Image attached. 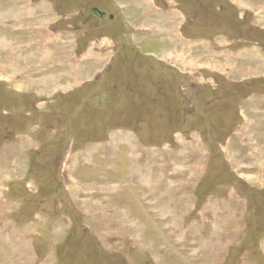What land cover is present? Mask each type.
<instances>
[{
	"label": "rangeland",
	"instance_id": "1",
	"mask_svg": "<svg viewBox=\"0 0 264 264\" xmlns=\"http://www.w3.org/2000/svg\"><path fill=\"white\" fill-rule=\"evenodd\" d=\"M116 4L0 0V264H264V0Z\"/></svg>",
	"mask_w": 264,
	"mask_h": 264
},
{
	"label": "crops",
	"instance_id": "2",
	"mask_svg": "<svg viewBox=\"0 0 264 264\" xmlns=\"http://www.w3.org/2000/svg\"><path fill=\"white\" fill-rule=\"evenodd\" d=\"M111 1V0H110ZM120 1H123V0H114V2L115 3H117L116 5H119V7L118 6H116V10L118 11V12H121L122 10H123V8L126 10V12H125V14L127 13V12H134V10H141V11H145L146 13H149V12H152L151 11V9H150V6H152L153 4V1H155V0H135L136 1V3H138V5L136 4V3H134V1L133 0H130V4L129 5H123V4H121L120 3ZM119 3V4H118ZM134 3V4H133ZM154 4H156V2H154ZM123 6V7H122ZM126 6H128V7H126ZM156 6H158L157 4H156ZM152 8V7H151ZM23 9H24V12L23 11H19L20 12V14H25V16L23 17V18H25V17H33L34 18V16L32 15V16H30L28 13H30V12H32V13H35V15L37 16V18L38 19H36V20H40L41 22H42V20L43 19H45V18H47V17H51V18H53V17H55L56 18V22H54L53 24L55 25L58 21H59V18H58V14L56 13V12H53L52 10H51V12H50V14H46V13H48V8L46 7V4H44V3H41V4H39V9L37 8V6H36V9L35 8H30V7H24L23 6ZM27 9H29V10H27ZM33 9H35V10H33ZM92 9H97L98 11H100V12H102L103 14H104V17H105V15L107 14V10L106 9H104V8H102V7H100V6H97V7H92L91 9H90V11L92 10ZM153 9V8H152ZM19 10H20V8H19ZM121 10V11H120ZM159 12V13H162L161 11H159V8H156L155 9V12ZM145 12H142V13H145ZM38 13V14H37ZM43 13H45V15H43ZM109 13V12H108ZM158 14V13H157ZM109 19L111 20V19H114V16L112 15V14H110L109 13ZM170 16H172V14L170 13ZM111 17V18H110ZM125 18V17H124ZM97 19L100 21L101 19H103V18H98L97 17ZM164 20V19H163ZM167 22V21H166ZM170 28V29H169ZM169 31H168V35H169V39L170 40H174L175 42H177L176 41V39L178 40V37H177V35H176V32L178 31H176V29H178L177 28V26L176 25H169ZM154 31V32H153ZM26 32V31H25ZM55 32H58V31H51V33H52V38H53V35H54V33ZM151 32H153V34L154 33H159V32H156L154 29H152L151 30ZM172 32V33H171ZM161 33V32H160ZM59 33H57V35H55V37L54 38H57L56 40H53L52 38H48V39H50L51 40V43H53V42H58V38L60 37L59 35H58ZM63 38H65V39H67V36H65V35H61ZM153 37H156V39H160V37L159 36H156L155 34L153 35ZM168 38L166 37L165 39L162 37V39H160L161 40V42H164V43H166V42H169V40H168ZM142 39L143 40H147L145 37H142ZM50 40H49V42H50ZM140 39H138V42H140L139 41ZM180 41H181V39H179ZM179 40H178V42H179ZM60 41V40H59ZM65 41H68V40H65ZM148 41H151L152 43H154L156 40L155 39H153V38H149V40ZM0 42H2V43H4V44H6L3 40H0ZM47 43H48V41H47ZM71 43H72V40H71ZM34 44V48L35 49H39L40 47H41V52H38V51H34L33 52V55L30 53L29 55H28V58H30V59H33L34 61H36V60H39V61H43V60H49V59H51L52 58V54L50 53V51H42L43 50V48H44V42H41V44H42V46L40 45V44H38V42L36 41V42H34L33 43ZM46 44V43H45ZM168 44V43H167ZM169 44L170 45H172V43H170L169 42ZM6 46V45H5ZM94 46V44L92 45V47ZM3 48V47H2ZM171 50V49H170ZM169 51V50H168ZM63 55H64V53L65 52H61ZM55 56H54V60H56L57 62H59V61H63L64 59L62 58V54H60V52H57V53H53ZM68 55V56H70V58L72 57L73 58V56L72 55H75L74 54V52L73 51H69V52H66L65 53V55ZM45 55V56H44ZM87 55H90L88 58H87V61L88 62H90V60L91 59H93L92 61L94 62V64L93 65H95V62H97L98 64L99 63H101V62H103L104 60H106V56H104L103 55V53L101 54H98L97 55V58H93V57H91V55H94V53H87ZM50 57V58H49ZM79 59H81L80 61L81 62H83L84 61V59L82 60V58H81V56L78 58V60ZM168 61H170V60H168ZM65 64V63H64ZM56 68H62V66H64V65H59V63H57V64H55L54 65ZM112 66V65H111ZM66 67L68 68V69H70V68H73V69H70V70H68V71H66L64 74H62V75H65V74H73L74 73V71L75 72H77L76 70V66L74 67V66H72V64L71 65H69V64H67L66 65ZM98 72H100V70H98ZM2 76V75H1ZM88 76V75H87ZM4 77V76H3ZM249 98V97H248ZM247 98V99H248ZM259 100H262L263 98L262 97H259L258 98ZM246 100V99H245ZM258 112V111H257ZM261 138H263V137H261ZM264 140H262L261 139V142H263ZM260 142V141H259ZM37 143V142H36ZM264 145V143L263 144H260V145H258L256 148L255 147H253V145H251V150H254V152L253 153H255V151L257 150V148L258 147H260V146H263ZM253 147V148H252ZM75 153V152H74ZM110 191H112V190H110ZM107 192H109V191H107ZM9 197H10V195H9Z\"/></svg>",
	"mask_w": 264,
	"mask_h": 264
},
{
	"label": "bare ground",
	"instance_id": "3",
	"mask_svg": "<svg viewBox=\"0 0 264 264\" xmlns=\"http://www.w3.org/2000/svg\"><path fill=\"white\" fill-rule=\"evenodd\" d=\"M145 12V11H144ZM161 26V25H160ZM166 27V26H165ZM177 30V29H176ZM162 31V30H161ZM230 42V41H229ZM6 44H4V43H2V42H0V46L1 47H3V46H5ZM9 45H10V43H9ZM186 47V46H185ZM184 47V48H185ZM193 48V47H192ZM182 51V50H181ZM179 51V53H176V54H174V56L175 57H177V58H183V59H185V60H187V58L189 57V56H191V55H188V50L186 49L185 51ZM187 51V52H186ZM251 54H253L254 52H250ZM167 55V54H166ZM166 55L164 54L163 55V57L166 59ZM237 55V54H236ZM169 56H173V54H171V52L170 53H168V56L167 57H169ZM216 56V55H215ZM189 58H191V57H189ZM176 59V58H175ZM195 59V58H194ZM198 59V58H197ZM228 59V58H227ZM164 60V59H163ZM167 60H171L170 58L169 59H167ZM177 60V59H176ZM263 59H261V58H259L258 59V61L260 62V63H263V61H262ZM229 61V60H228ZM259 63V64H260ZM228 64H230V63H227L226 62V65H228ZM234 64V63H233ZM232 64V65H233ZM4 66L5 65H2L0 68H1V72L2 71H4ZM206 66V65H205ZM208 66H210V67H216L215 65H213L212 63H209L208 64ZM208 66H207V69H208ZM230 66V65H229ZM234 66V65H233ZM244 66V65H243ZM229 68V67H228ZM235 68V67H234ZM234 68L232 67H230V69H229V71L231 72V71H233L234 70ZM235 71V70H234ZM231 73H233V72H231ZM240 74V73H239ZM226 75V74H225ZM242 75V74H241ZM10 79V78H9ZM12 79V78H11ZM236 79V78H235ZM48 80V79H47ZM46 81V80H45ZM233 81V80H232ZM48 82V81H47ZM15 84V83H14ZM19 84H20V81H19ZM16 85V84H15ZM18 85V84H17ZM264 146V145H263ZM113 148V147H112ZM132 152V151H131ZM252 152V151H251ZM259 154V151H255V157H257V155ZM69 155V154H68ZM229 155H231V154H229ZM231 156H233V155H231ZM75 158V157H74ZM135 159V158H134ZM76 160H77V158H76ZM234 161V160H233ZM263 165V161H261L259 164H257V166L260 168V170H259V172H258V174L256 175V176H253V179H252V181L254 182V184H258V183H261V181H263L264 180V167H261ZM65 166V165H64ZM68 167H72V168H74V165L73 164H71V165H68ZM64 168V167H63ZM66 168H67V166H66ZM71 170V169H70ZM73 170V169H72ZM110 170V169H109ZM6 172V171H5ZM143 173V172H142ZM71 179V178H70ZM72 181V180H71ZM169 181V180H168ZM248 181H250V179H248ZM73 182V184H74V181H72ZM113 182V181H112ZM119 182V181H118ZM161 182V181H160ZM171 182V181H170ZM105 183V182H104ZM107 183V182H106ZM114 183V182H113ZM77 184V183H76ZM75 184V185H76ZM94 184V183H93ZM92 184V185H93ZM96 184V183H95ZM100 184V183H99ZM119 184V183H118ZM82 185V184H81ZM80 185V186H81ZM86 185V184H85ZM89 185V184H88ZM103 185H105V184H103ZM107 185H110V184H107ZM152 185V184H151ZM83 186V185H82ZM90 186V185H89ZM97 186V185H96ZM70 188H72V187H70ZM95 188H97L100 192H104V193H108L107 191H110V190H112V189H115L116 190V187H110V186H102V185H98L97 187H95ZM119 188V187H118ZM74 189V188H73ZM92 189H93V187H92ZM148 189H150V188H148ZM184 189V188H183ZM72 190V189H71ZM76 190V189H75ZM75 190H73V192L75 191ZM79 190V189H78ZM77 191V190H76ZM181 192H182V190H181ZM79 193V192H78ZM184 193V192H183ZM69 194V193H68ZM81 194V193H80ZM96 195V194H95ZM92 196V195H91ZM93 199V198H92ZM82 201H83V203H82ZM95 201V200H94ZM97 201V200H96ZM80 202H81V205H82V208L87 212H89V210H92V211H97V209L98 208H96V207H99V201L98 202H91V201H89L88 199H82V200H80ZM102 202V201H101ZM120 204V203H119ZM16 229V228H15ZM27 232V231H26ZM19 244V243H18ZM20 245V244H19ZM24 245V244H23Z\"/></svg>",
	"mask_w": 264,
	"mask_h": 264
},
{
	"label": "water",
	"instance_id": "4",
	"mask_svg": "<svg viewBox=\"0 0 264 264\" xmlns=\"http://www.w3.org/2000/svg\"><path fill=\"white\" fill-rule=\"evenodd\" d=\"M92 13L95 14L96 16H99L100 18L104 16V14L98 12L97 10H92Z\"/></svg>",
	"mask_w": 264,
	"mask_h": 264
}]
</instances>
